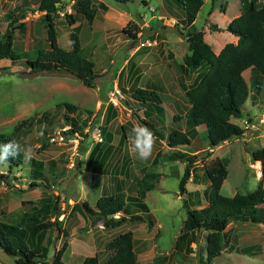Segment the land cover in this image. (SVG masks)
Here are the masks:
<instances>
[{
    "label": "rangeland",
    "instance_id": "1",
    "mask_svg": "<svg viewBox=\"0 0 264 264\" xmlns=\"http://www.w3.org/2000/svg\"><path fill=\"white\" fill-rule=\"evenodd\" d=\"M203 1L195 29L204 33L206 43L215 53L220 47L236 44L237 38L226 29L241 14L239 0ZM40 2L0 0L1 35L12 28L7 14L16 7H28L26 18L20 22L25 24L26 31L13 34L16 52L35 51L29 57L48 47L45 13L38 11ZM95 2L97 6L101 3L108 6V12L99 10L93 26L81 17L75 25L80 27L84 56L96 65L93 87H86L72 76L33 73L40 65L36 60L32 61V67L22 62L0 63V135H12L19 125L36 115L56 114L51 116L56 123L51 126L50 135L43 136L33 128L23 139L22 164L0 165V175L8 177L6 182H0V220L10 224L28 223L49 208V219L56 226L43 235L42 246L49 249L47 264H54L65 245L62 258L65 264H83L89 257H97L103 263L110 257L108 243L128 232L134 234L137 255L136 263L128 264H201L207 256L206 232L199 233L196 241L190 237L188 243L181 244L180 250V246L177 247L184 233L186 206H189L187 197L180 192L187 163L171 162L169 157L173 153L199 156L191 169L192 178L187 188L191 193L202 195L203 206L207 205L206 193L211 194L205 167L216 159L228 162L222 195L234 197L237 193L250 194L257 190L264 176L262 162L254 159L256 152L264 150V79L256 71L244 75L249 85H261L259 95L263 96L246 103L242 119H231L245 130L240 138L210 150L206 128L200 127L192 146L172 149L167 141H161L153 133L152 154L142 160L130 152V140L122 143V128L132 134L133 126L147 127L146 122L153 120L161 134L185 130V120L174 123V118L187 115L191 107L186 95L188 89L196 85L198 74L205 73L206 69L187 73L183 68L185 58L190 55L189 32L178 18L168 17L167 11L182 17V8L174 0H132L128 4L113 0ZM150 7L155 9L154 13ZM58 8L54 18L59 45L69 51L74 27L68 25L65 16L76 15L74 0H63ZM130 24L139 29L137 39L123 33L129 28L136 34V28ZM137 80L140 88L160 96L165 110L163 116L156 113L147 116L144 104L132 97ZM254 94L253 89L251 96ZM66 103L79 108L75 115L79 130L74 137L61 135L70 127L64 130L59 127L65 118L63 112L57 114L56 109ZM96 130H101V141L95 138ZM97 144L102 145L101 157H104L98 167L93 166V172H89V155ZM34 161L43 164L41 180L33 177ZM145 173L160 176L144 200L149 208L147 214L137 208L134 200L130 202V212L142 215L145 222L129 223L108 233L103 224L93 225L83 205L96 208L102 196L116 193L122 185L129 197L137 199L138 183ZM34 182L36 186H32ZM247 249L249 251L244 252ZM0 264L16 262L0 251ZM213 264H264V227L251 223L230 225L225 251Z\"/></svg>",
    "mask_w": 264,
    "mask_h": 264
},
{
    "label": "trees",
    "instance_id": "2",
    "mask_svg": "<svg viewBox=\"0 0 264 264\" xmlns=\"http://www.w3.org/2000/svg\"><path fill=\"white\" fill-rule=\"evenodd\" d=\"M62 1L41 0L38 11L45 13L43 21L47 30L48 47L36 51L34 57H29L30 53L35 52L34 50L20 53L14 49L15 38L13 33L14 31L20 33L26 31L25 24L20 22L26 18L28 7L20 6L10 11L7 14V20L12 28L6 35L0 34V63L22 62L24 65L32 67V61L36 60L40 65L33 73L72 76L86 87H93L94 80L97 77L96 65L84 56L79 32L80 27H75V25L81 17L90 26H93L99 10L107 13L108 6L104 3L97 6L95 0H74L76 15L65 16L68 25L74 27L71 34L72 50L66 51L59 45L54 18L59 12L58 6L62 4ZM113 1L119 4L132 2V0ZM174 1L182 8V17L175 16L173 11H167L168 17L174 20L178 18L179 23H183L184 28L189 32L187 41L190 55L185 58L183 68L187 73L189 71L199 72L204 69H206V72L199 73L196 85L188 89L186 95L191 107L185 118H174V123L185 120V130L176 129L166 135L158 131V126L153 120L146 122V125L161 141H167L172 149L192 146L193 138L198 137L199 128L205 127L209 148L213 150L223 143L234 138H240L245 134V130L232 123L231 119H242L246 103L249 100L253 101L254 98L259 99L258 96L264 94L259 95L262 90L261 85H254V83L249 85L244 77L246 72L253 70L264 79V3L260 0H240L241 15L234 19L226 29L239 41L237 44H228L217 55L213 48L206 43L204 33L195 29V23L204 6V1ZM131 25L136 28V34H133L129 28L124 29L123 33L131 39H137L139 29L136 25ZM253 89L256 94L251 96ZM132 90V97L145 105H143V109H145L147 116L151 117L154 113L163 116L165 110L157 93L140 88L139 80H137ZM148 102L149 104H147ZM78 111L77 106L68 103L57 106L56 113L61 114L63 112L65 118V121L59 126L60 129L64 130L66 127H70L69 130L62 132V136L74 137L77 134L79 120L75 115L78 114ZM52 115L56 116V114ZM52 115L49 112H45L41 116L36 115L19 125L12 135H0V144L15 141L22 149L15 158H9L7 162L10 166L23 163L25 158L23 139L32 132L33 128H37L43 136L51 134V126L56 123H54L55 120L51 117ZM122 131L121 141L124 144L129 140L131 133L129 134L126 128H122ZM101 150L102 145L97 144L90 153L87 165L89 172H93V166L98 167L99 161L103 160L104 156L101 157ZM198 159V155L190 156L187 153H173L169 157L171 162L187 163L180 183V192L182 196L187 197L189 206H186L187 219L184 224V233L179 238L177 247L180 246L178 249L180 250L181 244L188 243L190 237V240L196 241L199 233L206 232L208 234L206 238L207 256L200 263L213 264L225 251L227 230L230 225L251 223L264 227V176L261 185L254 192L250 194L237 193L234 197H226L222 195L221 191L228 177V162L225 159H216L205 167V173L211 185V194L206 193L207 205L203 206L202 195L199 192L191 193L187 188L192 178L191 169ZM254 159L261 161L264 166V150L256 152ZM33 164L35 167L33 177L35 180H41L43 176L40 170L43 169V164L35 161ZM7 179V176L0 175V182H6ZM159 179L158 174L145 173L143 180L138 183L137 199L129 197L121 184L122 186H119L116 193L102 196L96 208H92L87 204H84L83 208L90 216L93 225L103 224L107 233L117 231L129 223H144L145 217L130 212V202L134 200L135 205L142 213H148L149 208L144 200L147 194L153 191L155 183H158ZM35 183L32 186H36ZM49 213L50 209L46 208L43 214L33 217L28 223L10 224L0 220V251L12 257L16 264H47L49 249L42 246L44 243L43 235L56 226L50 221ZM66 247L65 245L58 252L54 264H65L62 258ZM107 251L110 253L107 261L102 263L97 257H89L83 264L136 263L134 234L128 232L119 235L108 243ZM247 251L249 249L244 250V252Z\"/></svg>",
    "mask_w": 264,
    "mask_h": 264
},
{
    "label": "clouds",
    "instance_id": "3",
    "mask_svg": "<svg viewBox=\"0 0 264 264\" xmlns=\"http://www.w3.org/2000/svg\"><path fill=\"white\" fill-rule=\"evenodd\" d=\"M131 131L130 152L137 154L142 160H147L152 154L153 132L144 125H135ZM21 151L22 149L15 141L0 144V165L7 162L9 158H15Z\"/></svg>",
    "mask_w": 264,
    "mask_h": 264
},
{
    "label": "built area",
    "instance_id": "4",
    "mask_svg": "<svg viewBox=\"0 0 264 264\" xmlns=\"http://www.w3.org/2000/svg\"><path fill=\"white\" fill-rule=\"evenodd\" d=\"M150 11L151 12H154L155 9L154 8H150ZM96 134H95V138L98 140V141H101L102 140V136H101V130H96Z\"/></svg>",
    "mask_w": 264,
    "mask_h": 264
},
{
    "label": "crops",
    "instance_id": "5",
    "mask_svg": "<svg viewBox=\"0 0 264 264\" xmlns=\"http://www.w3.org/2000/svg\"><path fill=\"white\" fill-rule=\"evenodd\" d=\"M239 7H241V3H240V0H239ZM241 15V14H240ZM238 18V17H237ZM172 20H174V19H172ZM231 23V22H230ZM238 38H237V40H236V44L238 43ZM220 46V45H219ZM225 47H220V49L218 50V53L216 52V54L217 55H219L222 51H223V49H224ZM249 71H253V70H249ZM248 71V72H249ZM247 73V72H246ZM251 100H249L248 102H250ZM256 102H258V100L256 101Z\"/></svg>",
    "mask_w": 264,
    "mask_h": 264
},
{
    "label": "bare ground",
    "instance_id": "6",
    "mask_svg": "<svg viewBox=\"0 0 264 264\" xmlns=\"http://www.w3.org/2000/svg\"><path fill=\"white\" fill-rule=\"evenodd\" d=\"M258 168H259V166H258Z\"/></svg>",
    "mask_w": 264,
    "mask_h": 264
}]
</instances>
